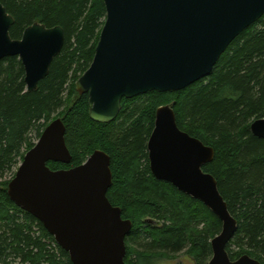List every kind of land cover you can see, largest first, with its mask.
Wrapping results in <instances>:
<instances>
[{
    "label": "trees",
    "instance_id": "16d2710c",
    "mask_svg": "<svg viewBox=\"0 0 264 264\" xmlns=\"http://www.w3.org/2000/svg\"><path fill=\"white\" fill-rule=\"evenodd\" d=\"M13 18V40L37 22L59 26L65 42L49 73L26 91L17 57L0 61V264H72L31 215L9 199L7 187L26 152L44 129L61 119L69 165H82L94 151L110 157L112 185L106 197L132 224L125 237L126 264H159L182 254L207 264L221 222L199 201L156 180L149 169L147 142L155 112L172 105L177 127L213 149L202 167L237 227L226 246L231 261L243 255L264 264V139L250 131L264 118V15L227 47L211 74L178 92H150L122 99L118 116L101 124L89 118L88 95L75 82L89 68L105 21L103 0H0Z\"/></svg>",
    "mask_w": 264,
    "mask_h": 264
},
{
    "label": "water",
    "instance_id": "95a60500",
    "mask_svg": "<svg viewBox=\"0 0 264 264\" xmlns=\"http://www.w3.org/2000/svg\"><path fill=\"white\" fill-rule=\"evenodd\" d=\"M103 1L105 21L94 57L75 82V91L88 95L89 118L101 124L115 120L124 98L178 92L208 77L231 42L264 15V0ZM13 24L0 4V61L17 57L26 91L33 92L61 52L64 31L35 22L13 40ZM250 131L264 139V118L253 121ZM64 135L61 119L44 129L9 182L8 197L42 224L72 264H126L132 224L106 197L110 157L96 150L78 167L51 170L48 163L71 162ZM147 153L156 180L199 201L221 222L207 264H260L247 255L229 259L226 246L237 223L214 177L202 170L213 160V149L177 127L172 105L157 108Z\"/></svg>",
    "mask_w": 264,
    "mask_h": 264
},
{
    "label": "rangeland",
    "instance_id": "374dc122",
    "mask_svg": "<svg viewBox=\"0 0 264 264\" xmlns=\"http://www.w3.org/2000/svg\"><path fill=\"white\" fill-rule=\"evenodd\" d=\"M159 264H192V261L184 257L182 254L178 255L175 260L172 261H164Z\"/></svg>",
    "mask_w": 264,
    "mask_h": 264
}]
</instances>
